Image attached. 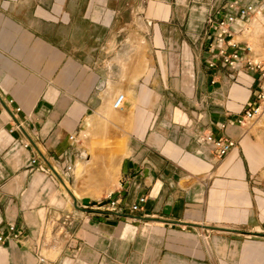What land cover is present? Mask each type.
Listing matches in <instances>:
<instances>
[{
	"label": "crops",
	"instance_id": "crops-1",
	"mask_svg": "<svg viewBox=\"0 0 264 264\" xmlns=\"http://www.w3.org/2000/svg\"><path fill=\"white\" fill-rule=\"evenodd\" d=\"M227 1L0 0V264H264V150L237 122L257 75L208 64ZM122 92L118 182L68 208L49 159L74 162L69 135Z\"/></svg>",
	"mask_w": 264,
	"mask_h": 264
},
{
	"label": "rangeland",
	"instance_id": "rangeland-1",
	"mask_svg": "<svg viewBox=\"0 0 264 264\" xmlns=\"http://www.w3.org/2000/svg\"><path fill=\"white\" fill-rule=\"evenodd\" d=\"M146 4H143L144 11ZM135 26L136 24L132 28ZM244 29V33H240L237 39L253 45L251 59L259 62L262 67L260 74L256 73L254 89L259 110L246 125L252 131L250 143L264 150V14L249 19ZM129 41L137 42L132 37ZM113 109V114L106 119L94 117L89 120L87 128L75 135L78 140L73 142L79 152L74 162L64 167L58 161L49 159L57 171L56 173L51 169L53 174L63 179L67 185L61 184L60 192L66 195L68 208H74L75 199L79 207L83 204L100 205L118 182L121 165L129 154L130 132L127 129V115L122 110ZM68 165H71V169H67ZM61 205H64L62 200Z\"/></svg>",
	"mask_w": 264,
	"mask_h": 264
},
{
	"label": "built area",
	"instance_id": "built-area-1",
	"mask_svg": "<svg viewBox=\"0 0 264 264\" xmlns=\"http://www.w3.org/2000/svg\"><path fill=\"white\" fill-rule=\"evenodd\" d=\"M261 14H264V0H229L224 5L223 14L219 19L209 17V28L206 31L209 41L208 48L211 52V58L208 62L209 66L214 67L218 62H221V64L233 70L246 68L247 70L260 74L262 71L261 64L251 59L252 53L254 52L253 45L249 42H241L237 39V36L240 33H244V25L249 19ZM124 102L125 93L122 92L116 96L112 106L115 109H122ZM258 110L259 107L256 102L239 115L237 122L241 125H246ZM69 136L72 141L78 140L74 134ZM198 140L207 145H211L212 148L218 151L221 157L238 145L233 139L222 140L214 137L210 132L200 134ZM31 162L35 163L36 160L33 159ZM67 169H71V165H68ZM140 200L144 201L145 197H141ZM115 204L116 201L113 200L110 206L115 209ZM132 209L138 211L140 210V206L133 204ZM9 231L14 236L20 233L14 224L9 227ZM6 240L7 236L0 232V245L5 243Z\"/></svg>",
	"mask_w": 264,
	"mask_h": 264
},
{
	"label": "water",
	"instance_id": "water-1",
	"mask_svg": "<svg viewBox=\"0 0 264 264\" xmlns=\"http://www.w3.org/2000/svg\"><path fill=\"white\" fill-rule=\"evenodd\" d=\"M43 155V154H42ZM43 157L45 158V156L43 155ZM50 165V164H49ZM51 168H52V170H54L56 173H57V171H56V169H55V167L54 166H52L51 165ZM65 184V183H64ZM68 190H69V188H68ZM69 192H71L70 190H69ZM74 205H75V207H77V208H80L81 209V207H79L78 206V204H77V201H76V199L74 200Z\"/></svg>",
	"mask_w": 264,
	"mask_h": 264
},
{
	"label": "bare ground",
	"instance_id": "bare-ground-1",
	"mask_svg": "<svg viewBox=\"0 0 264 264\" xmlns=\"http://www.w3.org/2000/svg\"><path fill=\"white\" fill-rule=\"evenodd\" d=\"M65 185H66V183H65ZM67 186V185H66Z\"/></svg>",
	"mask_w": 264,
	"mask_h": 264
}]
</instances>
